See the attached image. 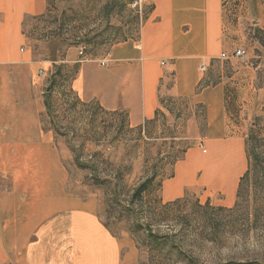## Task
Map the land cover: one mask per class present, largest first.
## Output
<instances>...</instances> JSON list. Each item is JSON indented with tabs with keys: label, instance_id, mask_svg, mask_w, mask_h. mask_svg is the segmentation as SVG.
Masks as SVG:
<instances>
[{
	"label": "crops",
	"instance_id": "0c3cea01",
	"mask_svg": "<svg viewBox=\"0 0 264 264\" xmlns=\"http://www.w3.org/2000/svg\"><path fill=\"white\" fill-rule=\"evenodd\" d=\"M49 6L0 0V264H138L129 234L107 222L103 194L83 192L68 139L46 122L49 86L74 64L70 88L80 101L107 115L123 113L139 132L148 121V128H171L176 110L191 105L183 128L192 143L149 193L162 204L192 193L232 206L249 169L248 135L233 121L241 108L264 107V89L248 105L233 103L229 77L210 70L223 52L247 50L243 22L264 31V0H152L136 39L95 57L69 54L62 66L46 43V51L35 52L28 34ZM234 59L228 64L232 78H242L240 88L251 68ZM171 139L179 138H151Z\"/></svg>",
	"mask_w": 264,
	"mask_h": 264
},
{
	"label": "rangeland",
	"instance_id": "374dc122",
	"mask_svg": "<svg viewBox=\"0 0 264 264\" xmlns=\"http://www.w3.org/2000/svg\"><path fill=\"white\" fill-rule=\"evenodd\" d=\"M136 1L50 0L47 14L38 23L29 24L35 52L46 51V43L60 66L69 65L63 68L56 86L50 84L44 118L68 139L78 159L76 176L85 185L83 192L98 190L103 194L106 220L129 234L127 243L138 256V264H264V107L241 108L233 121L248 137L252 132L259 136L261 158L251 167L243 192L232 206L200 201L192 193L162 204L149 189L154 184L158 187L161 176L171 172L168 167L190 147L192 140L186 138L183 127L194 112L191 105L176 110L179 119L167 131L162 125L139 132L128 127L123 113L104 114L81 102L70 88L74 64L63 63L69 54L95 57L138 37L152 0H143L142 6L134 5ZM243 25L240 38L248 54L234 60L236 66L251 68L247 83L238 87L242 78H232L234 66L229 60H217L210 75L228 76L231 101L248 105L259 89H264V31L250 21ZM200 123L202 127L206 124ZM164 132L179 139L151 140ZM146 182V190L134 196ZM120 221L122 226L117 225Z\"/></svg>",
	"mask_w": 264,
	"mask_h": 264
},
{
	"label": "trees",
	"instance_id": "16d2710c",
	"mask_svg": "<svg viewBox=\"0 0 264 264\" xmlns=\"http://www.w3.org/2000/svg\"><path fill=\"white\" fill-rule=\"evenodd\" d=\"M259 33V32H258ZM259 38V37H258ZM263 44V43H262ZM264 45V44H263ZM53 86V83H51ZM50 87V86H49ZM51 90V89H50ZM46 105H48V101L46 100ZM159 116V113H158ZM149 121L146 122V127L147 125H149ZM143 129V128H142ZM146 129V128H145ZM142 131V130H141ZM262 141L264 142V138L262 139ZM260 142V138L259 136L255 135L253 132L249 135L248 139L246 140V150H247V154H248V159H249V169L246 172V174L244 175V177L241 180L240 183V187H239V191H238V197L241 196L242 192H243V187L245 185V182L249 179L250 177V173H251V167H253L254 165H257V163H259L261 155L257 152V148H258V143ZM180 157H178L177 159H179ZM78 160V159H77ZM86 167V165H84ZM156 174H154L152 176V179L155 178ZM149 180V179H148ZM147 188V182L143 183L142 185L139 186V188L136 190L134 196H140V194L142 192H144Z\"/></svg>",
	"mask_w": 264,
	"mask_h": 264
},
{
	"label": "built area",
	"instance_id": "2783aa9c",
	"mask_svg": "<svg viewBox=\"0 0 264 264\" xmlns=\"http://www.w3.org/2000/svg\"><path fill=\"white\" fill-rule=\"evenodd\" d=\"M143 0H137L134 5H140L142 6ZM248 52L245 48H238L235 51H233L232 53H228V52H223L220 56L221 59L223 60H230L231 58H244L245 56H247ZM108 61L104 60L102 62V64L107 65ZM201 70L202 72H206L207 71V67L205 65L201 66Z\"/></svg>",
	"mask_w": 264,
	"mask_h": 264
}]
</instances>
